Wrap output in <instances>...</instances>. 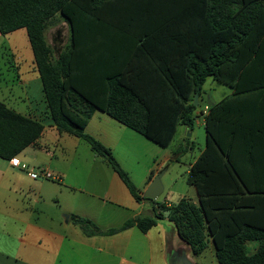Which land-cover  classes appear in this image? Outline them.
Wrapping results in <instances>:
<instances>
[{"label":"trees","instance_id":"trees-1","mask_svg":"<svg viewBox=\"0 0 264 264\" xmlns=\"http://www.w3.org/2000/svg\"><path fill=\"white\" fill-rule=\"evenodd\" d=\"M56 17L69 42L53 58L45 30ZM17 29L26 31L53 126L102 157L136 201L147 199L85 133L92 114L166 147L178 126L193 129L207 78L231 91L208 107L204 146L188 170L198 205L182 197L106 230L72 216L84 236L146 233L165 213L191 255L210 242L219 264H264V0H0V34ZM42 129L0 101V159Z\"/></svg>","mask_w":264,"mask_h":264},{"label":"crops","instance_id":"crops-1","mask_svg":"<svg viewBox=\"0 0 264 264\" xmlns=\"http://www.w3.org/2000/svg\"><path fill=\"white\" fill-rule=\"evenodd\" d=\"M0 101L43 125L39 137L14 158L57 177L30 180L9 160L0 159V264H166L169 246L183 242L165 213L146 233L133 226L110 236L86 237L72 222L71 217L76 216L93 221L101 230L116 228L138 216L152 217L157 204L169 206L171 201L168 193L162 198L161 194L156 201H136L117 174L83 140L57 131L49 117L25 29L0 34ZM215 103L200 104L195 124L200 122L204 126L208 107ZM178 128L191 136V131L183 126L177 127L176 134ZM84 131L111 154L116 132L134 133L98 110L89 118ZM81 143L88 146L91 160L89 167L75 168L64 161V156L67 147L75 154ZM202 149L188 162L186 175ZM155 166V169L148 167L143 186L136 187L139 194L142 195L163 163ZM150 172L154 175L149 179ZM188 189L193 199L186 195H180L179 199L184 197L198 205L196 189L191 185ZM253 251L254 246L249 252Z\"/></svg>","mask_w":264,"mask_h":264},{"label":"rangeland","instance_id":"rangeland-1","mask_svg":"<svg viewBox=\"0 0 264 264\" xmlns=\"http://www.w3.org/2000/svg\"><path fill=\"white\" fill-rule=\"evenodd\" d=\"M45 39L53 51L52 57L56 58L69 42L68 25L60 17L51 20L45 30ZM229 94L230 89L228 87L207 78L202 86L200 104L203 106L218 102ZM204 136V126L200 122L193 126L190 137L188 134L184 135L181 128H178L177 134L166 147H160L135 132H116L112 156L120 167L127 172L130 180L137 188L143 186L149 166L155 169V164L163 163L160 171H163L161 183L164 192L161 198L168 193L171 204H175L180 195H186L187 198L193 199L192 192L186 183L187 175L185 172L188 162L192 161L193 157L203 148ZM191 142H193V146H191ZM84 146L86 145L81 143L75 154H73L71 147H67V156H64V161L67 160L68 164L75 168L89 167L91 152L87 148L88 146ZM48 204L52 205L50 202ZM246 246L252 251L254 244ZM185 248L188 251L186 246ZM187 256L194 264H219L210 244L199 256L195 257L190 253Z\"/></svg>","mask_w":264,"mask_h":264},{"label":"water","instance_id":"water-1","mask_svg":"<svg viewBox=\"0 0 264 264\" xmlns=\"http://www.w3.org/2000/svg\"><path fill=\"white\" fill-rule=\"evenodd\" d=\"M198 96L194 94L193 96V105L197 106ZM189 135V134H188ZM163 171L157 172L147 188L143 191L142 197L147 200L156 201L163 192V185L161 183V176ZM64 219H68V216L65 215ZM188 251L185 248V244H180L177 246H169L166 250V264H194L188 256Z\"/></svg>","mask_w":264,"mask_h":264},{"label":"built area","instance_id":"built-area-1","mask_svg":"<svg viewBox=\"0 0 264 264\" xmlns=\"http://www.w3.org/2000/svg\"><path fill=\"white\" fill-rule=\"evenodd\" d=\"M10 164L13 167L19 168L20 170L24 171L27 177L30 180H50V179H57L51 172L46 169L36 170L29 167L27 164L19 162L16 158H11Z\"/></svg>","mask_w":264,"mask_h":264}]
</instances>
